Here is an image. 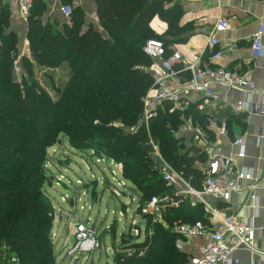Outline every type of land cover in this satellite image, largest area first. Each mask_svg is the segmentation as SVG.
<instances>
[{
  "label": "trees",
  "instance_id": "obj_1",
  "mask_svg": "<svg viewBox=\"0 0 264 264\" xmlns=\"http://www.w3.org/2000/svg\"><path fill=\"white\" fill-rule=\"evenodd\" d=\"M94 1L107 37L86 24L79 9H73L69 19L57 21L61 27L55 29L50 21H43L44 2L33 1L28 35L32 58L22 60L21 83L15 75L17 36L2 34L9 13L6 8L0 13V252L16 257L18 264L56 262L51 241L54 209L44 193V164L46 148L60 133L75 149L92 148L96 156L102 154V161L121 162L124 178L140 190L143 200L172 192L152 170L146 127L136 132L131 127L143 114V97L155 79L148 70L152 59L143 46L150 38L163 40L167 49L171 42L185 41L179 26L182 11L176 5L165 8L166 0ZM157 15L168 23V37L152 30ZM47 60L73 64L71 78L56 102L32 75L33 64ZM199 104L192 102L185 111L173 113L168 112L169 105H161L150 121L164 157L195 188L201 187L203 179L196 163L205 162L206 155L187 142L180 127L183 117H191L194 125L204 126L215 138ZM229 115L241 116L226 113L225 117ZM144 216L149 228L146 240L137 243L128 240L131 236L124 237L131 253L116 254L114 264H186L189 255L176 248L177 235L171 227L177 221L206 222L203 205L181 202L168 207L163 222Z\"/></svg>",
  "mask_w": 264,
  "mask_h": 264
},
{
  "label": "built area",
  "instance_id": "obj_2",
  "mask_svg": "<svg viewBox=\"0 0 264 264\" xmlns=\"http://www.w3.org/2000/svg\"><path fill=\"white\" fill-rule=\"evenodd\" d=\"M33 1L8 0L7 4L12 15L26 18L33 8ZM63 1L61 13L63 17L69 19L73 13V5L71 0ZM231 27L232 24L229 18L219 17L209 37V44L218 46L220 43L219 35L230 30ZM263 37L264 25H261L258 31L251 35L250 48L252 56L255 58L264 54ZM168 49L164 41L159 38H150L143 46L144 52L152 59V64L148 70L153 73L155 79L143 97V114L138 123L131 127V130L136 132L142 126L146 127L148 132L146 145L151 148L149 154L152 159V170L163 178L166 184L172 188V192L153 196L145 201L142 206L139 203L141 197L139 193L140 195L138 197L134 196L132 200V208L136 213L139 212L141 216L148 215L150 212L157 213L158 217L153 218L152 221L163 222L164 211L168 207L179 205L187 197L190 198L192 206L203 205L208 213L206 222L204 220L195 222L177 221L171 227L172 232L177 235L175 245L180 252H184L186 246L190 245L193 240L205 239L200 254L190 257L186 264H234L233 254L238 248H246L252 253L264 255V249L255 246L256 230L253 224L240 221L235 214L223 212L221 208L213 206L207 200L208 197H211L215 200L229 202L234 192H240L246 188L244 181L253 180L252 173L239 168L233 158L217 152L211 145V135L204 126L194 125L191 117H183L184 123L180 127V131H192L194 141L200 151L208 157L207 166L203 171L201 187L195 188L184 177L183 173L177 171L164 157L150 130V121L157 115L158 108L161 105H169L168 112L173 113L185 111L192 102L201 100L199 108L207 110L212 118L209 119V129L216 131L218 135L226 136L228 132L226 122L219 120L217 114L213 111L218 106L227 105L225 94L220 88H236L252 93L256 91V84L249 72L230 70L217 65V61L223 57L225 49L230 51L237 49V44L233 42L224 44L222 49L212 53L207 62H201L198 58L187 62L180 50L171 47L169 52ZM180 66L181 68H179ZM185 72H190V79L180 77V74L182 75ZM230 107L234 111H245L247 109L243 102L230 104ZM235 145L239 146L238 157L244 158L246 152L242 139H237ZM111 161L115 164L116 169L111 168V165H109V168L112 177L116 179L119 174L123 175V165L121 162ZM123 183V181H119L118 185L123 186ZM102 185L105 187L104 182ZM124 186L122 187L123 190ZM250 186L256 187V184L251 183ZM105 188L110 190L112 196L118 197L122 194L113 185ZM252 197L254 200L256 199V196ZM139 219L141 222L142 219L147 220L145 217ZM132 231L131 235L136 233V236L143 233L149 234L148 224H145V228L133 224ZM75 233L73 254L88 253L98 246L99 249L101 248V232L98 236L95 227L79 223L76 225ZM11 261L15 264L19 263L16 257H12Z\"/></svg>",
  "mask_w": 264,
  "mask_h": 264
},
{
  "label": "crops",
  "instance_id": "obj_3",
  "mask_svg": "<svg viewBox=\"0 0 264 264\" xmlns=\"http://www.w3.org/2000/svg\"><path fill=\"white\" fill-rule=\"evenodd\" d=\"M42 1L45 5L43 21H50L55 29L60 28L61 25L56 24V22L66 19L61 13V6L64 1ZM0 3L1 10L6 8L9 13V23L2 26V34L6 35V33L13 32L17 36L18 57L15 70L22 71L23 58H32L28 37L30 14L26 18L12 15L8 8V0H0ZM71 3L73 9H79L83 14L86 24H92L94 28L101 31L102 36H108V33L100 24L97 5L94 0H71ZM175 5L182 11L179 26L184 30L185 41L171 42L169 50L171 47L180 50L187 62L194 61L197 58L201 62H207L212 53L222 49L224 44L233 42L237 44V49L235 51L223 49V57L217 61V65L230 70L249 72L256 84V91L252 93L236 88H220L225 94L227 105L218 106L213 111L217 114L219 120L226 122L228 132L226 136H221L214 131L215 138L210 139L211 145L217 152L233 158L239 168L250 171L253 180L244 181L246 188L240 192H234L229 202L215 200L211 197H208L207 200L213 206L221 208L223 212L235 214L240 221L253 224L256 230L255 246L264 249V54L255 58L252 56L250 48L251 35L258 31L261 25H264V0L165 1V8H172ZM221 16L229 18L232 27L219 35L220 43L218 46H212L209 44V37L214 30L217 19ZM150 26L155 34L168 37L169 25L158 15L154 17ZM188 73L190 72L180 74V77H185ZM198 101L201 103V100ZM239 102L245 104L247 108L245 111H234L230 107V104H238ZM203 111L207 113V110ZM226 113L241 116L238 118L230 115L225 117ZM208 117L212 119L210 114H208ZM180 132L186 136L187 142L193 143L199 148L194 141L192 131ZM239 138L242 139L245 145L246 155L244 158L238 157L239 146L235 145V141ZM200 153L203 152L200 151ZM207 161L208 157L206 155L205 162L196 163L202 174L207 166ZM109 165H111V168L116 169L115 164ZM251 183L256 184V187H251ZM252 196H256V199L254 200ZM183 202L192 206L189 197ZM205 213L208 215L206 211ZM142 222H144L145 228L148 221L142 219ZM164 225L167 227L165 222ZM147 236V233H143L133 237V240L139 239L137 243H141L146 240ZM204 242L205 239H195L190 245L186 246L184 252L189 255V259L200 254ZM124 246L128 247L129 245ZM124 246L121 245V247ZM233 262L234 264H264V255L252 253L246 248H238L234 251Z\"/></svg>",
  "mask_w": 264,
  "mask_h": 264
},
{
  "label": "rangeland",
  "instance_id": "obj_4",
  "mask_svg": "<svg viewBox=\"0 0 264 264\" xmlns=\"http://www.w3.org/2000/svg\"><path fill=\"white\" fill-rule=\"evenodd\" d=\"M33 65L32 75L35 80L51 101H59L71 78L73 64L67 61L53 64L47 60L40 64L35 62ZM23 74V69L15 70L18 83H21ZM25 74H28V69ZM45 158L44 193L51 200L54 209L51 241L56 255L55 264H114L116 254L131 253L128 250L130 248L124 246V237H136V233L131 235L133 224L144 228V222L139 218L145 216L136 213L131 207L132 200L129 195H124V192L128 193L125 186L141 192L131 182L126 181L124 175L119 174L116 179L112 177L109 164L114 159L102 161L92 148H73L64 133L55 137L54 142L46 148ZM119 181L124 182L125 191L123 186L118 185ZM103 182L105 187L113 185L122 194L118 197L112 196L110 190L102 185ZM144 202L140 197V206ZM148 215L152 216V220L158 217L157 213L150 212ZM79 223L95 227L98 236L102 232L100 249L98 246L88 253H72L76 225ZM11 258L12 255L0 252V264H13Z\"/></svg>",
  "mask_w": 264,
  "mask_h": 264
},
{
  "label": "water",
  "instance_id": "obj_5",
  "mask_svg": "<svg viewBox=\"0 0 264 264\" xmlns=\"http://www.w3.org/2000/svg\"><path fill=\"white\" fill-rule=\"evenodd\" d=\"M99 157H102V154L101 153H98ZM126 189L128 190V193L127 192H124V195L125 196H128L130 197L131 200H133L134 196L138 197L140 194L138 193L137 190H135L134 188H129V187H126ZM129 241H132L133 240V237H130L128 239Z\"/></svg>",
  "mask_w": 264,
  "mask_h": 264
}]
</instances>
